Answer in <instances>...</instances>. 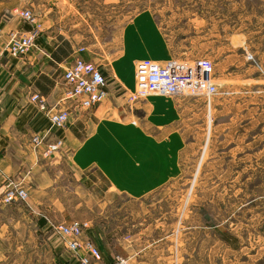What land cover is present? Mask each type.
<instances>
[{
  "label": "rangeland",
  "instance_id": "374dc122",
  "mask_svg": "<svg viewBox=\"0 0 264 264\" xmlns=\"http://www.w3.org/2000/svg\"><path fill=\"white\" fill-rule=\"evenodd\" d=\"M49 1L22 6L38 23L62 15L92 62L121 56L113 67L125 78L132 73L113 112L157 141L180 134L166 139L178 151L177 175L140 199L108 194L104 212L92 215L114 256L127 264H264V0H75L76 9L67 11H50ZM144 8L153 15L146 30L153 42H129L122 28ZM130 44L152 56L127 59ZM196 57L212 61L217 92L210 105L203 94L128 100L138 61ZM88 173L103 188L102 176ZM224 230L238 238L236 247L218 238Z\"/></svg>",
  "mask_w": 264,
  "mask_h": 264
},
{
  "label": "crops",
  "instance_id": "0c3cea01",
  "mask_svg": "<svg viewBox=\"0 0 264 264\" xmlns=\"http://www.w3.org/2000/svg\"><path fill=\"white\" fill-rule=\"evenodd\" d=\"M23 2L0 0V264H78L80 253L68 251L57 231L59 224L73 219L90 221L84 237L92 239L102 261L111 264L114 251L92 215L104 212L108 194L140 199L177 175L178 151L166 139H177L180 134L172 131L157 141L144 129L129 125L124 115L113 112L122 96L119 92L132 82L131 72L126 79L113 67L121 56L97 64L107 77L106 99L89 110L72 106L67 125L53 126L48 112L29 100L30 94L43 95L48 109L58 107L65 88L64 69L76 55L87 61L92 55L88 46L79 51L81 41L64 28L62 15L41 18V32L26 55H7V33L32 28L14 13L25 7ZM48 5L50 11L76 9L75 0H50ZM154 24L152 12L144 8L131 15L121 35L129 42L152 43V32L146 30ZM128 49L127 59L152 56L134 44ZM35 134L43 139L37 148L31 143ZM56 141H61V149L51 157L44 156L45 144ZM91 170L102 175L103 188L89 177ZM9 183L23 185L26 200L3 204L1 193ZM80 208L85 212H74ZM120 237L121 233L114 240Z\"/></svg>",
  "mask_w": 264,
  "mask_h": 264
},
{
  "label": "built area",
  "instance_id": "2783aa9c",
  "mask_svg": "<svg viewBox=\"0 0 264 264\" xmlns=\"http://www.w3.org/2000/svg\"><path fill=\"white\" fill-rule=\"evenodd\" d=\"M14 13L31 24L32 28L9 31L5 52L11 57H22L34 47L41 27L31 7L14 9ZM135 70L136 91L128 96L129 101L144 98L150 93L169 96L203 94L207 97V104L210 105V97L217 92L212 75V61L208 57H196L188 62L168 61L165 64L141 60L136 63ZM62 78L65 88L58 107L48 109L45 97L37 92L29 96V100L35 103L40 111L48 112L49 122L55 127L67 125L72 106L91 109L107 97V77L97 64L78 55L64 69ZM31 143L37 148L43 145V139L35 134L31 137ZM61 146V141L45 144L42 153L51 157L53 152L61 149ZM27 196L28 192L23 185L9 183L1 193V202L11 204L24 201ZM88 228L90 221L73 219L59 224L57 231L68 251L74 254L80 253L78 264H107L102 261L97 244L92 239L84 237ZM111 264H127V261L123 257L114 256Z\"/></svg>",
  "mask_w": 264,
  "mask_h": 264
},
{
  "label": "trees",
  "instance_id": "16d2710c",
  "mask_svg": "<svg viewBox=\"0 0 264 264\" xmlns=\"http://www.w3.org/2000/svg\"><path fill=\"white\" fill-rule=\"evenodd\" d=\"M64 43L65 40H63ZM60 50H61V46H59ZM59 51V50H58ZM53 58H55V51L52 53ZM58 59V58H57ZM98 172V171H96ZM99 173V172H98ZM100 174V173H99ZM102 176V175H101ZM218 238L225 244L232 246V247H236V244L238 243V238L234 235H232L229 231L224 230L221 232H218Z\"/></svg>",
  "mask_w": 264,
  "mask_h": 264
}]
</instances>
